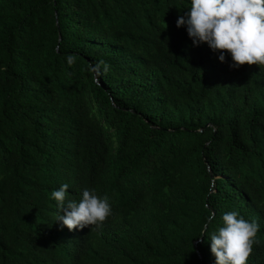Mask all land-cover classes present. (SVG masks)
<instances>
[{"label":"trees","instance_id":"obj_1","mask_svg":"<svg viewBox=\"0 0 264 264\" xmlns=\"http://www.w3.org/2000/svg\"><path fill=\"white\" fill-rule=\"evenodd\" d=\"M190 7L0 0V264H216L229 212L259 225L264 264V66L193 46ZM64 184L112 215L69 231Z\"/></svg>","mask_w":264,"mask_h":264},{"label":"clouds","instance_id":"obj_2","mask_svg":"<svg viewBox=\"0 0 264 264\" xmlns=\"http://www.w3.org/2000/svg\"><path fill=\"white\" fill-rule=\"evenodd\" d=\"M176 26L187 27L193 46L206 43L214 53L219 52L221 63L225 62L224 53H229L233 61L230 68L264 66V0H191L190 10L186 16L178 17ZM75 59L69 56L68 64L71 66ZM101 65L106 73L109 66L103 60L89 66L97 83ZM68 187L62 185L52 192V197L65 210L57 220L69 231L89 226L99 228L112 215L108 196L101 198L94 189H85L79 202L69 200L65 205ZM222 223L210 240L216 264H247L253 245L259 243L256 240L259 225L238 218L236 212L223 214Z\"/></svg>","mask_w":264,"mask_h":264}]
</instances>
